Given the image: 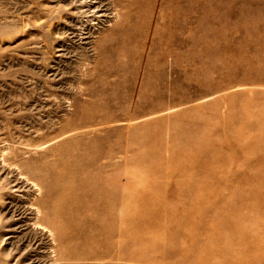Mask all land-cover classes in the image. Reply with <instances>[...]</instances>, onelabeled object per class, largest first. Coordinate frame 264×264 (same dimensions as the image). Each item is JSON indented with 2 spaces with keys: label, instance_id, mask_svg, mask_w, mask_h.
<instances>
[{
  "label": "rangeland",
  "instance_id": "obj_1",
  "mask_svg": "<svg viewBox=\"0 0 264 264\" xmlns=\"http://www.w3.org/2000/svg\"><path fill=\"white\" fill-rule=\"evenodd\" d=\"M0 264H264V0H0Z\"/></svg>",
  "mask_w": 264,
  "mask_h": 264
},
{
  "label": "bare ground",
  "instance_id": "obj_2",
  "mask_svg": "<svg viewBox=\"0 0 264 264\" xmlns=\"http://www.w3.org/2000/svg\"><path fill=\"white\" fill-rule=\"evenodd\" d=\"M60 193H61V192H60ZM122 205H123V204H122ZM33 210H34V208H33ZM33 210H32V211H33ZM120 210H121V211L123 210V206L120 207ZM37 211H39V210H37ZM34 212H36V211H34ZM32 213H33V212H32ZM35 214H36V213H35ZM37 214H38V212H37ZM41 215H42V214H41ZM120 215H121V213H119V216H120ZM123 215H125V214H123ZM39 216H40V215H39ZM32 217H33V216H32ZM35 217H36V215H35ZM37 219H38V218H37ZM29 220H30V219H29ZM33 220H34V219H33ZM33 220H32V221H33ZM32 223H33V222H32ZM33 224H34V223H33ZM39 224H40V223H39ZM42 225H43V224H42ZM40 227H41V226H40ZM40 227H39V228H40ZM26 254H27V253H26ZM102 263H103V262H102Z\"/></svg>",
  "mask_w": 264,
  "mask_h": 264
}]
</instances>
